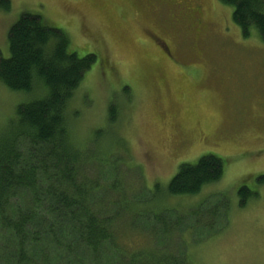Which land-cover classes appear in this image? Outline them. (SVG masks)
Instances as JSON below:
<instances>
[{
    "label": "rangeland",
    "instance_id": "obj_1",
    "mask_svg": "<svg viewBox=\"0 0 264 264\" xmlns=\"http://www.w3.org/2000/svg\"><path fill=\"white\" fill-rule=\"evenodd\" d=\"M8 1L6 12L0 0V57L10 56L9 31L25 13L68 36L79 58L96 57L68 107L70 136L83 147L109 140L116 148L109 165L88 175L101 186L99 219L110 222L122 250L187 256L191 264H264L259 33L244 38L219 0H207L199 16L184 0ZM39 91L14 93L0 83V140ZM113 103L117 123L109 121ZM19 140L24 154L28 143ZM207 155L224 160L221 181L196 196L170 195L180 166ZM243 187L250 195L241 206ZM9 242L0 229V264H12ZM110 247L102 253L117 262Z\"/></svg>",
    "mask_w": 264,
    "mask_h": 264
},
{
    "label": "trees",
    "instance_id": "obj_2",
    "mask_svg": "<svg viewBox=\"0 0 264 264\" xmlns=\"http://www.w3.org/2000/svg\"><path fill=\"white\" fill-rule=\"evenodd\" d=\"M219 2L233 9V21L244 38L255 29L264 42V0ZM1 6L10 11L8 0ZM8 42L10 56L0 57V83L14 93L41 92L18 107L10 136L0 140V229L13 246L10 262L191 264L187 256L165 252L127 253L110 231V222L99 219L100 204L95 201L101 186L88 171L109 165L115 147L107 145L109 140L80 146L71 139L68 117L69 104L96 57L71 53L68 36L29 13L12 26ZM117 110L113 103L110 123H117ZM21 138L29 146L24 154L17 147ZM224 174V160L207 155L194 165H181L167 191L172 196H196ZM239 193L244 206L250 192L243 187ZM105 243L111 244L117 262L102 253Z\"/></svg>",
    "mask_w": 264,
    "mask_h": 264
},
{
    "label": "flooded vegetation",
    "instance_id": "obj_3",
    "mask_svg": "<svg viewBox=\"0 0 264 264\" xmlns=\"http://www.w3.org/2000/svg\"><path fill=\"white\" fill-rule=\"evenodd\" d=\"M184 2H186V8L189 12H190V5H188V2H193L194 8L192 5L191 11L193 12L194 15L197 14L198 16L202 14L203 9L207 5V0H184Z\"/></svg>",
    "mask_w": 264,
    "mask_h": 264
}]
</instances>
